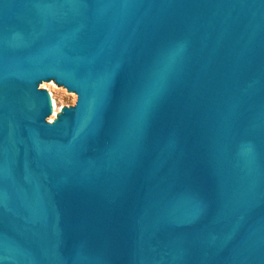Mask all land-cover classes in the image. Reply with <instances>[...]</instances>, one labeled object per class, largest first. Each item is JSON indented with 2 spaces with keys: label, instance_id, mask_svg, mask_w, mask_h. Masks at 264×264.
Instances as JSON below:
<instances>
[{
  "label": "water",
  "instance_id": "obj_1",
  "mask_svg": "<svg viewBox=\"0 0 264 264\" xmlns=\"http://www.w3.org/2000/svg\"><path fill=\"white\" fill-rule=\"evenodd\" d=\"M0 264H264V0H0Z\"/></svg>",
  "mask_w": 264,
  "mask_h": 264
},
{
  "label": "rangeland",
  "instance_id": "obj_2",
  "mask_svg": "<svg viewBox=\"0 0 264 264\" xmlns=\"http://www.w3.org/2000/svg\"><path fill=\"white\" fill-rule=\"evenodd\" d=\"M46 90L55 103V118L58 112L65 106H73L76 101V95H72L66 92H62L61 88L57 84L44 85ZM54 120V119H53ZM53 120L49 121L52 122Z\"/></svg>",
  "mask_w": 264,
  "mask_h": 264
}]
</instances>
